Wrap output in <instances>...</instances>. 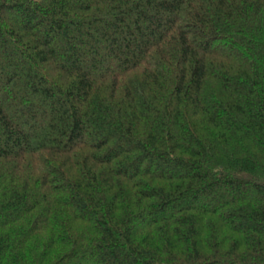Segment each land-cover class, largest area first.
Wrapping results in <instances>:
<instances>
[{
  "label": "trees",
  "instance_id": "trees-1",
  "mask_svg": "<svg viewBox=\"0 0 264 264\" xmlns=\"http://www.w3.org/2000/svg\"><path fill=\"white\" fill-rule=\"evenodd\" d=\"M0 264H264V0H0Z\"/></svg>",
  "mask_w": 264,
  "mask_h": 264
}]
</instances>
